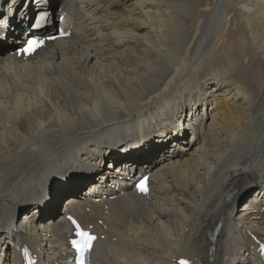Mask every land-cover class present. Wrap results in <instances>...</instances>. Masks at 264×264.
I'll list each match as a JSON object with an SVG mask.
<instances>
[{
  "label": "bare ground",
  "instance_id": "obj_1",
  "mask_svg": "<svg viewBox=\"0 0 264 264\" xmlns=\"http://www.w3.org/2000/svg\"><path fill=\"white\" fill-rule=\"evenodd\" d=\"M11 1L0 0V264H21V241L35 264H72L59 218L71 205L97 234L93 264H264L252 237L264 242V0H51L70 33L22 60L10 39L32 2ZM187 107L190 139H173ZM143 173L148 193L131 185Z\"/></svg>",
  "mask_w": 264,
  "mask_h": 264
},
{
  "label": "rangeland",
  "instance_id": "obj_2",
  "mask_svg": "<svg viewBox=\"0 0 264 264\" xmlns=\"http://www.w3.org/2000/svg\"><path fill=\"white\" fill-rule=\"evenodd\" d=\"M38 9V8H37ZM56 13L54 14V16L56 17ZM189 109H190V106H189ZM191 109H194V106H192L191 105ZM201 111V110H200ZM184 114H185V116H184V119L183 120H181L182 121V123H183V125H185V123L187 122V117H188V107L187 108H185V112H184ZM181 123V124H182ZM173 126H175L174 124H173ZM185 135L183 136V140H184V138H186L185 140H189L190 139V136H191V132L189 131V129H185ZM164 137V136H163ZM174 139V138H173ZM165 140H167V138H165ZM171 139H169L168 138V140L163 144V145H161V142H159L158 144L159 145H161V148L163 147H165L167 150L168 149H170L171 147H172V143H171ZM121 148V147H120ZM120 148H119V150H120ZM160 148V149H161ZM118 150V151H119ZM128 154L126 153V151L124 150V149H122L120 152H119V155H117L116 157H119V156H121V157H123V156H127ZM107 157H108V154L106 155ZM115 158V157H114ZM117 159H119V158H117ZM91 174V173H93V172H88V174ZM87 174V172H84V173H82V178H83V176L84 175H86ZM82 178L81 179H79L78 181H77V184H79L81 181H82ZM77 184H76V186L74 187V190H76V193H77V195H79L80 194V192L87 186V184H83V183H81L79 186H77ZM110 184V183H109ZM260 186L259 185H253L250 189H248V191H245V194L243 195V197L245 196H248V195H251L256 189H258ZM68 189V187L67 186H60L58 189H57V196H59V200H58V204H59V208H58V214H60V209H61V204H62V200H63V198L65 197V196H63L62 195V193L63 192H65V190H67ZM243 202V199L242 198H239L237 201H236V204H235V210H236V208H239L240 207V204ZM29 209L31 208V206H29L28 207Z\"/></svg>",
  "mask_w": 264,
  "mask_h": 264
},
{
  "label": "snow or ice",
  "instance_id": "obj_3",
  "mask_svg": "<svg viewBox=\"0 0 264 264\" xmlns=\"http://www.w3.org/2000/svg\"><path fill=\"white\" fill-rule=\"evenodd\" d=\"M41 44H42V41H40L38 39H30V40H28L27 46L23 51L32 52L36 48H38ZM140 188H141V191H146V188L144 187L143 182L141 183ZM77 227H78L77 235L80 237V239L79 240H73L72 241L73 246L76 247L78 251L87 252L90 250L91 245H92V241H94L95 237L92 236L87 231L79 229V226H77ZM180 264H186V262L181 261Z\"/></svg>",
  "mask_w": 264,
  "mask_h": 264
}]
</instances>
